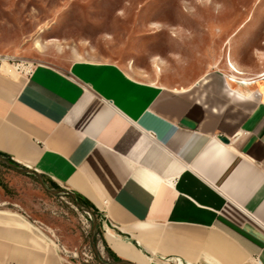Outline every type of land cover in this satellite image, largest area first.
Returning <instances> with one entry per match:
<instances>
[{"label":"crops","instance_id":"obj_1","mask_svg":"<svg viewBox=\"0 0 264 264\" xmlns=\"http://www.w3.org/2000/svg\"><path fill=\"white\" fill-rule=\"evenodd\" d=\"M0 154L86 198L120 259L264 264V76L168 86L106 60L0 67ZM0 264L63 263L0 212Z\"/></svg>","mask_w":264,"mask_h":264},{"label":"rangeland","instance_id":"obj_2","mask_svg":"<svg viewBox=\"0 0 264 264\" xmlns=\"http://www.w3.org/2000/svg\"><path fill=\"white\" fill-rule=\"evenodd\" d=\"M115 62L128 73L185 86L209 69L264 76V0H0V67ZM0 162V212L26 218L63 264H113L101 212L69 190Z\"/></svg>","mask_w":264,"mask_h":264},{"label":"water","instance_id":"obj_3","mask_svg":"<svg viewBox=\"0 0 264 264\" xmlns=\"http://www.w3.org/2000/svg\"><path fill=\"white\" fill-rule=\"evenodd\" d=\"M0 162L4 163V164H6V165H8V166H10V167H13V168H15V169L21 170V171H27V172H28V171H31L34 175H36V177H37V178L39 179V181L42 183V180H41V178H40V175H38L37 173H35V172L32 171L31 169H29V168H27V167H23V166L18 165V164H14V163L8 161L7 159H5L4 157H2L1 155H0ZM69 194H70V196L72 197V199L74 200V202H75L78 206L83 207V208H85L86 210L89 209L88 207H86V206L80 204L79 202H77V200H76L75 196L72 194V192H69ZM105 264H106V263H105ZM113 264H134V263H132V262H130V261H128V260L119 259V260L115 261Z\"/></svg>","mask_w":264,"mask_h":264},{"label":"trees","instance_id":"obj_4","mask_svg":"<svg viewBox=\"0 0 264 264\" xmlns=\"http://www.w3.org/2000/svg\"><path fill=\"white\" fill-rule=\"evenodd\" d=\"M1 155V154H0ZM2 156V155H1ZM4 157L5 159H7L8 161L16 164L14 161L10 160L8 157H5V156H2ZM48 181V180H47ZM49 184L51 186H57L55 183L51 182V181H48ZM72 194L75 196L77 202H79L80 204L88 207L93 213L97 212V209L84 197H82L81 195H79L78 193L76 192H72ZM106 253L108 256H110L111 258L113 259H116V260H119L120 258L117 257L108 247H106Z\"/></svg>","mask_w":264,"mask_h":264}]
</instances>
